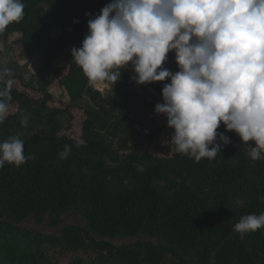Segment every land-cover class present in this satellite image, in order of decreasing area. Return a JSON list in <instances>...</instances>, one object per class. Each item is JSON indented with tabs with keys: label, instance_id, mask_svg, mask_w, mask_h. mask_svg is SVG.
I'll list each match as a JSON object with an SVG mask.
<instances>
[{
	"label": "trees",
	"instance_id": "16d2710c",
	"mask_svg": "<svg viewBox=\"0 0 264 264\" xmlns=\"http://www.w3.org/2000/svg\"><path fill=\"white\" fill-rule=\"evenodd\" d=\"M22 2V19L0 33V41L18 34L11 41L19 55L38 54L39 86L26 87L39 96L12 87L8 104L18 109L0 123V142L23 133L27 158L20 167L6 162L0 169V264H264V228L243 239L234 231L242 216L264 213V159L251 160L254 142L244 144L221 124L217 131L231 143L214 159L151 154L162 133L155 106L170 80L137 85L121 69L116 84L106 81L110 91L104 95L67 53L88 34V20L102 10L95 7L112 0ZM59 53L67 63L55 70ZM2 56L0 48V62ZM163 67L179 71L178 65ZM57 80L71 102L66 108L52 105L49 88ZM148 90L160 99L150 100ZM70 109L85 115L81 140L64 133L72 128ZM65 145L71 154L60 159ZM70 210L86 227L69 225L59 235H46L16 225L48 217L57 227ZM137 235L159 243L116 245L95 237Z\"/></svg>",
	"mask_w": 264,
	"mask_h": 264
},
{
	"label": "clouds",
	"instance_id": "9594fccd",
	"mask_svg": "<svg viewBox=\"0 0 264 264\" xmlns=\"http://www.w3.org/2000/svg\"><path fill=\"white\" fill-rule=\"evenodd\" d=\"M24 8L22 0H0V33L22 19ZM88 28L72 61L90 85L116 84L129 66L137 85L170 80L155 112L167 117L177 152L195 162L214 159L231 143L217 131L222 122L244 144L254 142L251 160L264 159V0H112ZM170 52L175 73L163 67ZM9 73L0 69V81ZM12 84L8 79L0 88V123L9 113ZM21 123L26 127L27 118ZM21 135L0 142V169L6 162L26 163ZM70 154L65 145L58 158ZM261 228L264 213L242 216L234 225L241 239Z\"/></svg>",
	"mask_w": 264,
	"mask_h": 264
},
{
	"label": "rangeland",
	"instance_id": "374dc122",
	"mask_svg": "<svg viewBox=\"0 0 264 264\" xmlns=\"http://www.w3.org/2000/svg\"><path fill=\"white\" fill-rule=\"evenodd\" d=\"M105 6H106L105 3L103 4L100 3L95 7V9L96 11H100ZM18 36H19L18 34H14L9 42L3 40L0 41V48L3 54L0 62V69L10 70L9 75L0 82H6L8 79H11L13 81L12 87L17 88L19 90H26L30 95L38 97L39 93L37 91H34L32 88L26 87V84H30L35 88L39 86V77L37 76V70L39 69V63L37 61L38 54L31 57H25V58L21 57L19 55V48L17 46L12 45V41H11L17 38ZM74 47L76 48L82 47V43L71 46L69 49H67V53H72V49ZM66 63H67L66 55L64 53H59L58 60L55 64V70L60 69ZM165 65L168 67L177 65L175 59V52H170L168 54V59L165 62ZM123 69L126 72L130 73L131 76L135 75L131 66ZM66 74L67 71L65 70L61 73L60 77H63ZM18 76H21L24 79L25 84L21 82ZM51 76L52 75H48V77ZM94 87L97 90L101 91L104 95H106L110 91V87L106 81L96 84ZM49 90L54 96V100L52 102L53 106L59 108H66L67 105L71 103L65 89L59 87L58 80L55 81V83L50 86ZM138 90L139 92L144 93L143 89H141L140 87L138 88ZM147 94L150 100L160 99V96H158L153 90H148ZM163 102L164 101H162V103ZM17 109H18L17 105H9L8 114L17 112ZM70 112L73 116L72 128L64 133L71 138L81 140L82 122L85 118V115L82 111L77 109H70ZM221 124L225 127V125L222 122ZM157 126H159L162 129V133L160 138L151 145L150 152L155 156H171L173 153L177 152L176 146L174 143H171V138H170L174 130L168 127L167 117L162 114H157ZM230 132L232 133L234 131H230ZM3 220L8 221V218L3 217ZM16 225L46 235H59L61 230L69 225H80L82 227H86L85 221L75 210H70L65 214H63L61 223L57 227H53L51 225L48 217H46L45 221L42 223H37L33 218H28L27 220L21 223H17ZM95 237L98 240H106L116 245L133 243L137 240H150V239L156 244L159 243L158 240L154 238H150L147 235H137L128 238H100L98 236ZM168 257H171V254H169ZM63 264H65V262H63Z\"/></svg>",
	"mask_w": 264,
	"mask_h": 264
}]
</instances>
